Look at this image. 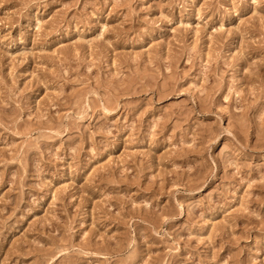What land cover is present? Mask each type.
Here are the masks:
<instances>
[{"label": "rangeland", "instance_id": "1", "mask_svg": "<svg viewBox=\"0 0 264 264\" xmlns=\"http://www.w3.org/2000/svg\"><path fill=\"white\" fill-rule=\"evenodd\" d=\"M0 264H264V0H0Z\"/></svg>", "mask_w": 264, "mask_h": 264}]
</instances>
